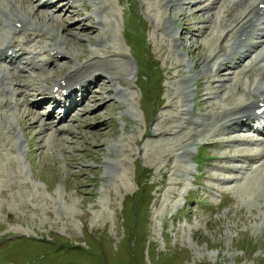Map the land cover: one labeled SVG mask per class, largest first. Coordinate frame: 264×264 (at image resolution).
Masks as SVG:
<instances>
[{"label": "rangeland", "instance_id": "obj_1", "mask_svg": "<svg viewBox=\"0 0 264 264\" xmlns=\"http://www.w3.org/2000/svg\"><path fill=\"white\" fill-rule=\"evenodd\" d=\"M5 1L11 7L9 0H0V3ZM106 1L107 20L98 17L93 7L87 12L93 18L89 21L73 16L67 10L58 12L62 6L57 3L52 12L58 10L64 21L41 20L42 13L32 16L35 26L44 27L50 33L51 46H61L71 58L47 73L29 72L16 81L9 80L8 87L13 85V90L18 85L24 88L21 85L27 83L25 90L19 92L33 95L37 89L33 88L35 80L50 84L76 66L92 65L98 60H102L99 64H114L118 70L127 71L130 77L118 81L126 92L118 100H115V83L101 78V83L106 86L100 87L96 95H90L87 105L79 108L67 124L59 123L57 109L48 119L51 97L45 99L47 106L42 110L46 113V125L43 127V122L37 124V112L41 111H33L32 104L35 101L41 103V96H31L33 110L21 107L19 111L10 112L7 122L8 125L12 123L14 132L0 120V134L5 139L0 146V192L3 190L0 194V264H264V159L248 158L241 163H227L230 168L239 167L238 174L230 170L224 173L219 168L223 163H209L213 156H222L229 151L243 155L255 150L263 154L264 145L205 146L207 141L217 145L227 139L214 133L218 127L217 115L229 110L227 107L236 102L241 105L254 98L249 99L246 93L249 90L255 92L257 86L263 87L264 78L261 80L260 76L254 75L248 79L242 75L236 83L222 81L219 84L220 80L231 78L229 70L223 76H215L217 81L214 82V76L209 72L205 74L210 77H199L198 73L203 72L205 66V69L209 65L212 67V63L215 66L217 54L214 49L221 45L226 33H218L216 23L208 34L199 37L204 26L196 24L205 19L202 13H196L198 8L190 7L187 1L168 12L181 16L174 26L184 39L176 46L161 32L157 20L166 15L162 0H120L121 4L119 0ZM45 2L39 0L37 5ZM208 3L198 6L204 7ZM85 4L90 6L92 2L86 0ZM221 4L217 3L219 9ZM13 8L18 9L15 5ZM210 9L209 19L217 11L215 6ZM10 10L13 17L16 16ZM47 13L43 12L44 15ZM102 20L107 22L108 28L98 26L97 29L103 31L96 35V21ZM4 23V10L0 5V33H3L0 41H9L11 35L3 31ZM140 25L144 31L146 57L164 79V106L155 114L143 107L145 103L138 88L145 84L144 81L153 80L138 78L139 68L132 58L134 51L124 40L129 30L139 33ZM195 26H198L197 37L188 41L191 37L185 34V28L195 32ZM177 29L173 30L175 36ZM212 32H215L214 36ZM215 34L222 36L218 43ZM51 58L52 54L41 57L43 60ZM90 59L92 61L86 64ZM21 63L25 61L18 64L22 68ZM4 66L11 70L16 67ZM189 66H193L192 69ZM17 67L12 73L19 75ZM54 73L60 75L51 79ZM188 77H195V80L185 84ZM195 91L199 96H196L194 114L190 116L185 97L190 94L191 98ZM19 96L0 94V98L14 103L22 100L23 96ZM0 112L7 114L8 111L2 108ZM183 118L200 119L202 126L185 125L188 127L185 128ZM50 123L57 126L56 130L65 129L62 135L53 134L51 144L49 142L45 147L44 141L49 140L52 133L47 131ZM179 126L185 130H179ZM194 140L200 145V154L207 157L204 164H197V156L194 160L183 156L187 152H183L182 147H188ZM8 141L17 145L16 153H11L13 147L5 150ZM109 157L114 168L105 165ZM187 169L195 179L186 184L188 193L182 197L185 185L182 188L178 182H185ZM210 175L221 179H207ZM146 177L148 190L140 198L143 206L138 211L134 231L135 214L129 201L139 192V182ZM146 213L148 219L145 220ZM86 232L100 238L97 244L89 237L85 238ZM54 240L72 243L74 247L79 245L87 251L89 244L103 254L106 262L100 263L97 254H88L83 249L65 251L62 247L61 251H56L57 247L51 244Z\"/></svg>", "mask_w": 264, "mask_h": 264}, {"label": "bare ground", "instance_id": "obj_2", "mask_svg": "<svg viewBox=\"0 0 264 264\" xmlns=\"http://www.w3.org/2000/svg\"><path fill=\"white\" fill-rule=\"evenodd\" d=\"M9 1L11 3L13 2L14 5L18 9L15 10L14 8H6V3H2V8H5V16L7 18V22L4 28L7 27L6 29H9L12 35L9 41H3V42L0 41V89L3 93L14 94V91H12L11 88L6 86L5 81H7L8 79H12L13 81H16V79L18 80V77H23V76L22 75L20 76L12 75L9 70H7L6 68L2 66L3 64L1 63V61L4 57L2 54L11 53V56L17 55L19 56L18 57L19 61L21 60L23 55L28 54L32 56L31 64L35 65L33 69H36L38 67V69L43 70L45 72L48 71L47 68L44 67L45 66L44 64H47V63L45 61L40 60L39 56L47 55L48 53H54L52 61H56V59L58 60V59H62L65 57H69V54L64 49L62 48L60 49V47L58 48L52 47L51 44L49 43L50 39L52 38V37H49L50 33L47 30H44L43 29L44 27H41L40 29L37 28L38 26H35L32 20V16L36 17L38 13H42V15L39 17V19L41 20L47 19L50 23L51 22L60 23L61 21H64V16H60L58 13L59 11L56 13L52 12L51 8H52L54 1L56 0H48L47 6H44L42 10L40 8L35 7L34 0H9ZM91 1L93 2V7L95 8V11L98 17H102V18L104 17V19H106V16L109 10V8L108 10L106 9L107 5H105L107 1L106 0H97L96 2L95 0H91ZM184 1H187L190 7L198 8L196 13L197 14L202 13L203 15L202 17L203 19H205V21L201 20V24H199V22L196 24L198 26L199 25L204 26L202 30L203 32L201 31L203 35L201 34V36L199 37L202 38L204 35L208 34V32L211 31L210 29L211 28L213 29L214 25L218 21L220 24H217V25L219 26L225 25L223 28H224V33H226V36L224 37L223 42L221 41L219 43L221 45H219L216 49H214L217 54V55L215 54L216 64L213 67L209 65L206 69H205L206 67L205 66L204 71L203 72L201 71L198 73L199 77L200 75H204L206 77L209 76L205 74L206 72H209L210 75H213L214 77L223 76L224 75V63H226L229 57L234 58L236 53H233V52H236L237 50L241 52L242 50V53H245V55L238 62V64L234 68H232L233 72L231 73V78L228 80H220L219 84L222 81L223 83L230 82L232 84L234 83L236 79H238L242 75L246 78H249L253 75H259L261 77V80L264 78V66H262V63L264 62V27L259 28V29L255 28L256 24L260 20H263L261 16H262V13L264 12V9L262 7L264 6V0H200L198 2L189 1V0H162L163 6L166 7L165 14L168 15V19H165L166 15H164L163 18L158 17L157 20H159V26L161 28V32L164 33L167 37H169L171 43L174 46H176L177 44H180L179 42H181L184 39V36H179V32L175 36L174 35L175 33L173 31L174 29H176L174 26L175 22L178 21V19H180L181 16L177 14L176 12L175 14L172 13L171 15L168 14V12L175 10L176 8L180 6H183ZM208 1H209L208 5L204 7H200L202 3L208 2ZM229 1L230 3H228ZM217 3H222L220 6L221 9H219V6H217ZM227 3H228L227 9L223 12L222 8L226 6ZM61 6L62 8H65L64 10L69 8L67 12L70 11L71 15L77 16L79 18L81 17L85 18V21L86 20L89 21L93 19L91 18V16L87 14V12L89 11V7L85 4L84 0H62ZM214 6L217 9V11H215L216 14H213L211 19H209L207 15H209L210 12L212 11L210 8ZM10 9H12L13 12H15L16 16L13 17V13ZM17 11H19L20 13H18ZM45 11L49 12L50 14L47 13V15H44L43 12ZM158 13L161 14V12H158ZM188 16L192 17L190 14H188ZM171 19L173 21H171ZM222 19L224 21H222ZM32 24H33V27H32ZM81 24L86 25L85 23H81ZM106 24L107 22L105 23V21L103 20L99 23H97L96 21V24H95L96 30L94 31L96 35H98L100 30H102V29H97L98 26L103 25L105 28L107 26ZM206 24H208V26H206ZM198 26H195L196 27L195 32L194 30L187 31V29L185 28L186 30L185 34H190V37H191L188 41H190L191 39L193 40L194 38L197 37L196 33L198 32ZM48 28L50 27L48 26ZM107 28L108 27H106L105 29ZM105 29H104L103 36H105ZM20 33H22L24 37L18 36ZM214 33L212 32V36H214ZM215 35H217L216 42H219L222 39V36L219 34H215ZM0 38H3V33H0ZM230 39H234L235 41L230 43ZM255 39L260 40L258 44H255L254 42ZM176 41L178 42L176 43ZM62 42L59 45H61ZM179 47L181 46L179 45ZM96 58H94L93 60H95ZM247 60H249V62L245 65V62ZM38 61H41L42 64L41 65L37 64ZM100 62H102V60H98L95 64H92V65H80V66H84L82 68H79L80 66L79 67L76 66L75 68H73L72 71L67 72L60 79L52 80L50 84H45L44 82L42 83V82H39V80H35L33 88L36 87L37 89L35 91L32 90L34 91L33 95L29 92H23V93L17 92V94L15 95L23 96V100L21 102L16 103L15 105H13L12 103L8 101L0 99V109L9 108L11 110H20L21 107L30 104L31 96L35 97L37 96V94L46 95L48 94L47 92L49 91L53 93V99H55V103H62V99L65 96L70 100V104L68 105L69 107L68 112L65 113V116L62 119V122H63L68 117H71L69 114L73 111L74 108L85 103L86 99H88V96L90 97V95L95 93L94 90L90 92L89 84L95 85L97 89H100V87L104 86V85H100L98 81H96L99 76H103V78L111 80V83L113 82V84L114 83L118 84V81H121L120 79H122L123 77L124 78L130 77V74H127V71L121 70V69H120L121 71L118 70L114 64H110V63L109 64L108 63L99 64ZM121 67L123 68V65ZM54 77L55 75L51 76V79H53ZM194 80H195V77L187 79L185 84H189L190 81H194ZM236 82L237 81H235V83ZM26 85L27 83L21 86L26 88ZM41 88L45 90L43 93L40 92ZM119 88L120 86L116 88V91ZM216 88H219V87L217 86ZM258 88L260 89L258 90L256 89V93L250 90H249V93H246L250 96L249 99H251L252 96L254 97L250 101H247L246 103H242V104L240 103L241 105H239V103L236 102L234 104L235 106L231 105L230 108H227L229 110H225L221 115H217L218 119H216L217 121L216 123H218L217 125L218 127L216 128L214 133L216 134V136L224 135L225 137H227V139L220 142L221 147H223L224 145L229 146L230 144H239V143L256 145L261 142L260 140L258 141V140L248 139L247 136L242 137L240 139L232 138V136H235V133L238 130L237 129L234 130V128L231 129L232 125L235 123H242L254 129L253 125H256L260 122V118L262 117H260L256 113V111L264 108V87H258ZM77 91H79L78 94H77ZM80 93H81V96H78L80 95ZM188 97L189 96L185 97V99ZM118 98L119 99L121 98L120 92L118 94ZM191 98L195 99V95L193 94ZM232 106L237 107V108L234 109V107ZM37 109H40L39 106H37ZM9 116H10L9 113L4 114L3 112H0V120L6 124V128L13 130L12 125L11 124L8 125V122H7L9 121ZM43 118H44V114H42L41 112H37V118H36L37 124L41 122H46L45 118L44 119ZM192 118H188V119L183 118L184 121L182 125L185 128H188L187 126H185V124H190V126L192 125L197 128L202 126L200 119H192ZM211 118H212L211 116L206 117V119H211ZM48 125L50 126V128L47 131L49 132L52 131V133L49 136V140L44 141L45 147L48 146L49 142L51 144V140L53 139V134H55L54 132L55 125L53 124L52 125L48 124ZM44 126L45 125H43V127ZM183 126H179L178 127L179 130L182 129ZM182 130L184 131L185 129H182ZM57 132L61 133L62 130L57 131ZM260 133H263L264 135V128L261 129ZM147 136L149 135L147 134ZM2 141H5V139L0 134V146H1ZM195 141L197 140H194L191 143V145H189L186 148L183 146L184 149H186L187 154H189L188 149L190 148V146L196 145ZM7 143H6L5 150H10L13 147V150H11V153L12 154H14V152L16 153L17 145L12 141H8ZM210 144L213 145V143H210ZM8 145H10V147H8ZM241 150L244 151L246 149H241ZM248 158H253V159L257 158L258 160H262L264 159V155L262 156V154L257 153V151L247 152L243 155H241V153L238 155L236 153L229 151L228 153H225L223 155V157L221 158V161L225 163H233V162L241 163L242 161H245ZM110 160H111V157H109L105 165L108 168H114L115 165ZM222 170L224 171V173H227V171L229 172L230 170V172L237 173V174L241 171L239 167L230 168L228 167V165H225L222 168ZM207 179H210L212 181H217L221 178L219 176L213 177V175H210ZM237 179L238 178H236L235 181H237ZM224 180L225 179H223V181ZM0 194H3V190H1Z\"/></svg>", "mask_w": 264, "mask_h": 264}]
</instances>
